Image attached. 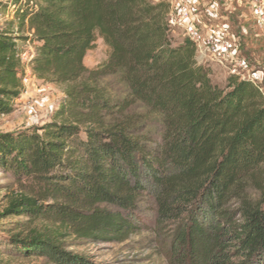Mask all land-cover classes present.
<instances>
[{
    "label": "trees",
    "instance_id": "16d2710c",
    "mask_svg": "<svg viewBox=\"0 0 264 264\" xmlns=\"http://www.w3.org/2000/svg\"><path fill=\"white\" fill-rule=\"evenodd\" d=\"M169 13L168 0H0L17 25L0 23V117L25 92L20 41L36 44L35 77L64 86L45 124L0 133V171L25 188L0 218L49 225L11 234L17 255L89 264L62 237L123 243L148 198L169 264H264V93L237 76L213 86L196 44L174 42ZM96 39L107 59L88 69Z\"/></svg>",
    "mask_w": 264,
    "mask_h": 264
},
{
    "label": "rangeland",
    "instance_id": "374dc122",
    "mask_svg": "<svg viewBox=\"0 0 264 264\" xmlns=\"http://www.w3.org/2000/svg\"><path fill=\"white\" fill-rule=\"evenodd\" d=\"M203 1L208 2V0ZM218 1H220L218 13L222 15V18L211 19L212 21L210 20L208 25L212 27V32L220 33L222 38L225 37L226 40L230 39L235 42L228 46V50L233 51V59L230 57L228 60L222 58L221 55L217 57L209 54L210 56H206V62L201 63L202 61L198 57L197 61L209 69L210 81L217 88H223L230 76H237L253 81L264 93V22L258 23L253 5H249L248 1ZM204 21L207 23L205 18ZM0 23L3 25L15 24L10 18H0ZM223 23H228V27L219 29L222 28ZM16 26L15 24L14 27ZM197 33L203 38L201 32ZM28 34L30 33L26 27L19 33L22 38H29ZM171 36L174 42L179 44L184 38H189L190 34L171 27ZM213 36H217V34L214 33ZM200 51L197 49V55H200ZM107 55V47L101 39H96L94 47L86 53L84 65L88 69H93L104 62ZM242 60L243 64L236 63ZM101 85L114 95L125 96L123 85L116 77L103 79ZM63 90L64 86L46 84L35 77L34 83L26 87L25 92L16 101L15 111L10 115L0 117V133L15 132L45 124L62 100ZM133 111L137 114L147 115L139 105L135 106ZM149 119L150 130H157L156 117L149 116ZM24 191L23 185L14 181L9 174L0 171V214L7 208L11 199ZM135 214L141 227L135 235L123 243L94 244L71 235L66 237L64 235L60 240L61 247L65 252L82 258L89 264H169L168 243L163 239L162 234L156 232V206L154 203L148 198H144L138 204ZM47 226L49 225L34 223L23 217L0 218V264H51L46 258H24L17 255L8 241L11 234L20 233L25 236L33 228L43 230Z\"/></svg>",
    "mask_w": 264,
    "mask_h": 264
},
{
    "label": "crops",
    "instance_id": "0c3cea01",
    "mask_svg": "<svg viewBox=\"0 0 264 264\" xmlns=\"http://www.w3.org/2000/svg\"><path fill=\"white\" fill-rule=\"evenodd\" d=\"M244 1H248L249 5L251 4V0H244ZM169 5H170L169 23H170L171 27L184 30L188 34H190V32H192V31L201 32L203 34V37L211 36V34L214 35V33H215V34H217V37L219 36L220 40H224V41L226 40L225 37L222 38L220 33L212 32V30H211L212 27H210V25H208V23H210L211 19L212 20H214V19L219 20L222 18V15L218 13V7L220 6V1L208 0V2L205 3L203 0H177V1H170ZM238 7H240V5ZM237 11L240 12L241 10H237ZM207 15H208L209 19H207L208 18ZM204 18H205V20H207V23H206V21H204ZM227 27H228V23H223L222 28H219V29H225ZM226 41H228V40H226ZM226 43L229 46V45H233L235 42H233L229 39V41ZM19 44L21 47H24L26 42L20 41ZM23 44H24V46H23ZM35 47H36V44H34L29 49L31 51H34ZM230 47H232V46H230ZM232 52H233L232 50H228L224 59L229 60L230 57L232 58ZM206 56L208 57L210 55L207 53L204 54L202 52L200 53V55H197L198 59H200L202 61L201 63L207 61V60H205ZM197 57H196V60H197ZM197 62L199 63V61H197ZM236 63L241 65V63L243 64V60L237 61Z\"/></svg>",
    "mask_w": 264,
    "mask_h": 264
},
{
    "label": "built area",
    "instance_id": "2783aa9c",
    "mask_svg": "<svg viewBox=\"0 0 264 264\" xmlns=\"http://www.w3.org/2000/svg\"><path fill=\"white\" fill-rule=\"evenodd\" d=\"M170 1L168 0V2ZM251 4L253 5V11L257 16L258 23L262 24L264 22V0H251ZM189 39L196 44L197 49L201 50L200 52L202 53L211 54L217 57L221 55L222 58H225L226 53L228 52L227 43L224 40H220L217 36L211 35L202 38L196 31H192L190 32ZM34 44L35 43L26 42L25 46L22 47V53L20 56L22 66L19 74L21 75V82L24 88L32 85L35 81V75L29 65V62L34 55V51H31L29 48Z\"/></svg>",
    "mask_w": 264,
    "mask_h": 264
}]
</instances>
